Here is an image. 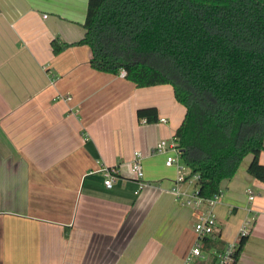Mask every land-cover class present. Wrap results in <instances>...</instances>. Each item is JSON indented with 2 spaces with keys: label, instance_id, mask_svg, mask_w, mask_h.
I'll list each match as a JSON object with an SVG mask.
<instances>
[{
  "label": "crops",
  "instance_id": "1",
  "mask_svg": "<svg viewBox=\"0 0 264 264\" xmlns=\"http://www.w3.org/2000/svg\"><path fill=\"white\" fill-rule=\"evenodd\" d=\"M87 6L0 0V264H183L195 242L180 240L202 208L176 198L177 170L155 147L175 137L186 107L170 83L137 86L91 65L90 47L76 44ZM53 41L69 45L54 52ZM146 107L158 120L138 117ZM251 159L222 183L216 233L238 241L250 220L238 263L264 264V180ZM102 169L117 171L112 187Z\"/></svg>",
  "mask_w": 264,
  "mask_h": 264
},
{
  "label": "trees",
  "instance_id": "2",
  "mask_svg": "<svg viewBox=\"0 0 264 264\" xmlns=\"http://www.w3.org/2000/svg\"><path fill=\"white\" fill-rule=\"evenodd\" d=\"M84 27L76 44L90 47L95 69L173 85L186 107L175 138L202 197L221 193L249 154V173L264 180V0H88ZM137 115L158 120L156 107ZM247 239L224 264H239ZM225 248L217 233L206 236L194 264H217Z\"/></svg>",
  "mask_w": 264,
  "mask_h": 264
},
{
  "label": "built area",
  "instance_id": "3",
  "mask_svg": "<svg viewBox=\"0 0 264 264\" xmlns=\"http://www.w3.org/2000/svg\"><path fill=\"white\" fill-rule=\"evenodd\" d=\"M122 75H125L126 72L124 69L120 71ZM166 121L165 118L162 119ZM155 151L167 153L166 165L168 167H175L177 170V177L174 182V185L171 187V190L175 193L176 198L179 199L183 194H185V203L193 204L198 209L202 208L197 215V221L194 225V230L196 233V241L192 247L189 254L186 256L183 264H194L195 261L199 258L204 257L202 250L203 239L206 236L214 235L216 233L217 225V215L215 207L219 200L222 197V192L215 194L211 198H204L199 194L198 190V181L200 180V175L198 173H191L190 177H186L184 171L188 169L186 162L182 156V150L180 148L179 142L174 137L172 140L161 139L156 147ZM131 169L135 175L139 178L144 177V169L142 164V154L140 151H136L134 158L131 162ZM105 172V185L107 187H112L117 171L115 169H102ZM191 180L197 181L196 187L190 192H184L181 190V183ZM254 195L250 196V199H253ZM251 221H247L240 229V237L249 233V225ZM238 241L230 242L226 245L224 251L218 252V262L217 264H224L227 262H232L234 259L235 250L238 247Z\"/></svg>",
  "mask_w": 264,
  "mask_h": 264
},
{
  "label": "rangeland",
  "instance_id": "4",
  "mask_svg": "<svg viewBox=\"0 0 264 264\" xmlns=\"http://www.w3.org/2000/svg\"><path fill=\"white\" fill-rule=\"evenodd\" d=\"M197 221V217L196 220L194 218V223H192V227H194V224ZM196 241V233H193V231L191 230H187L185 231L184 235L182 236V239L180 240L179 243V247L183 248V247H188L189 245H192L194 242Z\"/></svg>",
  "mask_w": 264,
  "mask_h": 264
}]
</instances>
